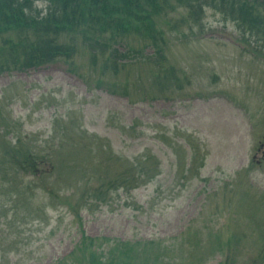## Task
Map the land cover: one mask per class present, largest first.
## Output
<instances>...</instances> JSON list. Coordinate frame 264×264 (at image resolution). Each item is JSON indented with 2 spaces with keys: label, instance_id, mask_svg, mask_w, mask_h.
<instances>
[{
  "label": "rangeland",
  "instance_id": "obj_1",
  "mask_svg": "<svg viewBox=\"0 0 264 264\" xmlns=\"http://www.w3.org/2000/svg\"><path fill=\"white\" fill-rule=\"evenodd\" d=\"M44 3H34L41 14ZM167 12L180 21L181 9ZM5 38L0 35V46ZM165 38L164 61L177 70L182 86L158 82L153 74L158 66L148 59H128L117 74L102 71L101 61L91 63L80 36L58 39L74 43L71 56L26 68L11 59L14 52L0 49V264L73 261L81 232L99 238L105 248L118 241L168 239L189 223L191 232L179 243L187 258L165 264L260 263L264 233L256 228L264 226L263 37L254 41L221 12L206 7L203 27L194 25L182 39L167 28ZM127 40L145 53L154 47L140 36ZM98 77L103 78L100 85ZM111 81L118 85L111 87ZM92 142L104 144L105 167L114 173L128 166L127 157L141 154L148 157L146 169L152 174L156 167V175L136 188H119L104 201L89 198L81 207L79 190L67 206L64 196L47 199L38 186L33 208L12 201L34 179L20 165L25 159L41 168L43 156L52 162L62 158L67 172L75 162L89 170L99 165L97 159H86L85 144ZM90 179L91 185L99 183L96 175ZM56 184L68 195L69 181Z\"/></svg>",
  "mask_w": 264,
  "mask_h": 264
},
{
  "label": "trees",
  "instance_id": "obj_2",
  "mask_svg": "<svg viewBox=\"0 0 264 264\" xmlns=\"http://www.w3.org/2000/svg\"><path fill=\"white\" fill-rule=\"evenodd\" d=\"M35 1L37 0H0V35H6L0 49L3 48L4 51L1 50L3 53L14 52L15 54H11V59L20 68L37 66L61 57L71 56L75 52L74 43L59 42L58 39L60 36H65L73 41L74 38L80 36L89 49L91 63L96 65L101 61L99 65L102 71L111 70L117 74L128 59L132 62L138 59L143 62L144 59H148L158 66V71L153 72L157 75L158 82L163 81L165 87L170 88L177 87L180 83L182 86V77L177 74V70L172 64H166L164 61L166 59L164 46L167 45V42L165 43L166 30L168 28L171 33H179L180 39L184 38L185 31L192 30L194 25L203 27L206 7L214 8L225 18L240 26L243 35L251 36L254 41L262 36L264 40V0H43L47 7L44 14L37 9ZM178 4L181 7H177ZM168 8L181 9L180 21L168 17ZM181 23L182 28L186 27V29L181 30ZM136 36L141 37L143 44L150 41L154 46L152 51L145 53L143 48L137 50L130 46L127 39ZM187 79L189 76L184 78V80ZM102 83L103 78L98 77L97 84ZM109 85L115 87L118 84L111 81ZM125 94H128L127 90ZM86 135L87 133L82 131L81 137ZM88 139L94 141L96 137L89 135ZM88 144H85L86 159L92 161L97 159L94 162L99 164L89 170L84 169L81 163L75 162L67 172L65 171L67 162L62 158L52 162V159L48 160L43 156L44 159L41 161L44 165L47 162L51 163L49 167L45 165V168L44 165L38 168L35 161L25 159L20 165H25V171H32L34 179L32 184L30 182L26 184V189H22L24 193L12 201L18 205L22 204L23 207L33 208L30 203L35 202L33 190L38 186L45 191L47 199L55 195L60 200L64 196L65 201L68 200L67 206L71 203L70 196L73 191L79 190L83 197L81 207L89 198L104 201L107 196L116 193L119 188L127 190L136 188L142 182L152 180L156 175V167L155 171L150 174L151 169H146L144 165V160L148 157L141 154L127 157L125 162L128 166L123 163L126 168L121 170L117 167V172L114 173V169L105 167V162L108 161L103 156L102 145L104 144L102 142ZM22 155L27 157L25 152ZM117 160L115 156V162ZM93 175L99 179L96 185H91L92 179L90 178ZM49 178H52L51 183L48 181ZM81 180L84 182L82 183ZM65 181L71 183L67 189L68 195H63L64 188L56 184L59 182L64 184ZM56 186L59 188H55ZM56 189H59L57 193ZM44 203L45 201L41 205ZM35 209L37 210L38 207ZM190 224L181 233L179 232V235H173L168 239L118 241V246L113 243L115 246L105 248L99 238L87 236L81 232L78 244L80 246L72 250L78 257L70 262L63 257L64 259H58L54 264H130L134 261L138 264H165L169 261L174 263L175 259L177 262L187 258V252L180 245V239L190 234ZM259 230L264 233V226ZM233 235L239 237L236 233ZM105 240L108 241V239ZM261 245L260 263L256 262V264L264 262V244ZM189 254L193 253L189 252ZM82 255L86 256L80 258ZM233 263L227 259L220 262V264Z\"/></svg>",
  "mask_w": 264,
  "mask_h": 264
}]
</instances>
